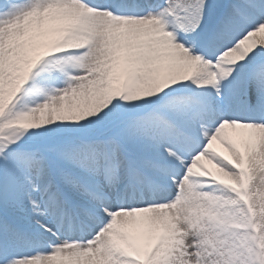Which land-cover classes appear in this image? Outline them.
Returning <instances> with one entry per match:
<instances>
[{
  "label": "snow or ice",
  "instance_id": "snow-or-ice-1",
  "mask_svg": "<svg viewBox=\"0 0 264 264\" xmlns=\"http://www.w3.org/2000/svg\"><path fill=\"white\" fill-rule=\"evenodd\" d=\"M0 264H264V0H0Z\"/></svg>",
  "mask_w": 264,
  "mask_h": 264
}]
</instances>
